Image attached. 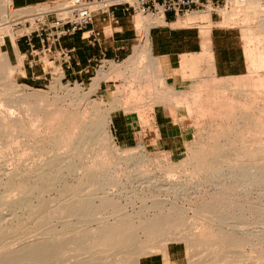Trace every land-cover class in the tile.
I'll list each match as a JSON object with an SVG mask.
<instances>
[{
  "label": "rangeland",
  "instance_id": "rangeland-1",
  "mask_svg": "<svg viewBox=\"0 0 264 264\" xmlns=\"http://www.w3.org/2000/svg\"><path fill=\"white\" fill-rule=\"evenodd\" d=\"M139 17L136 18L137 21ZM215 17L219 19L216 26L225 27L236 32L242 39L245 53H249L248 56L246 55L248 71L243 77L217 78L211 74L212 70L207 61L195 60L187 73L184 74L180 69L183 81L179 86L175 87L171 81L162 75L161 69L154 76L151 74L144 76L143 74L146 73L149 67L148 64L141 63L142 67L139 72V69L137 71L134 65L132 66L128 63L125 64V61H120L116 63L110 62L101 68H99L98 63L93 64L87 74L91 78H94L93 82L89 81L82 84L81 81L75 82L70 78L61 82L58 72L62 70L56 68L53 71L52 78H49L47 81L41 80L29 83L18 78V66L14 67V71L16 70L17 72H14L13 78L15 85L19 86L18 91L21 95L40 94L42 100H40L41 98H31L28 101L21 100L24 105H12L10 111L13 117L24 121L11 129L12 142L9 145H7V140L4 136L0 137V166L3 169L5 168V173L3 172L4 181L7 182L11 177L12 182H15L12 190L6 192V189L3 188L6 201L14 202L23 198L28 193L29 186H33L36 183L35 170L41 163H45L47 159L54 155L74 162L72 164H76V170L73 168L74 172L65 171L63 181L59 184V187L45 193L46 200L57 203L56 199L58 195L66 193V191L68 192V189L65 188L72 186L78 187L76 191L79 190L81 193L75 190L74 192L80 195L90 193L91 187L88 188V184L79 185L76 180L84 175L93 176L94 170L91 169L89 173H85L84 168L86 165L95 168L96 164L102 161L101 165L106 164V169L112 168V171L117 170V176L123 180L119 182L118 191L115 190L116 188L111 190V192L114 190L115 197L112 196L110 200H105L102 204L105 206L113 204L116 205L117 209H124L122 214L133 218L138 234H132L131 239L127 240L128 244H124L122 247L123 249L119 246L120 252L117 251L114 254L104 255L100 254V251L103 249L92 250L90 252L92 264H103L108 259L116 260L120 257L136 255L139 249L144 246L151 248L149 249L151 250L150 254L148 253L145 257L160 253L164 254L160 249L164 244H166V250L168 244L183 245L187 255L186 264H189L190 257L195 254H199L201 258L208 255L206 248L209 246L219 255L220 264H225L229 260L230 262L233 261V264H237L235 262L237 260L235 259H242V255H240L242 253L248 256L243 258V261L241 260L238 264H264V185L261 182L255 183L252 181L253 183L251 182L250 184L251 194L244 196L242 189L245 188L243 185L246 178L244 175L245 171L243 170L245 166L240 165L239 169L235 171L236 180L233 182L232 180L229 181L230 179L222 178L225 173H230V164L218 161L222 155H224L223 158L227 156L226 161H228V158L233 157L230 154L233 149L237 150L240 147L246 146L253 151V156L255 155V157L259 158L255 161L256 158L254 157L255 162L248 160L250 158L247 156L239 158L242 159V162L239 160V163H242V165L246 162V164H249L250 173H252L251 179L254 174H259L263 171L262 168L264 169V112L261 111L264 108V97L259 98L257 104L249 110L251 114H247L242 109L243 107H241L251 102L250 96L256 95L254 93L256 91L253 92L254 89L248 87H252L254 81L257 79H264L263 69H258V71H256L257 69H251V59L249 56L253 50L258 54V44L264 42V40L258 42L259 40L255 38L257 42L254 41L253 45V39L248 35L250 34V30L253 32H264V19L258 18L254 21L240 22L241 24L239 25L220 26L222 18L217 15ZM186 18L188 16L182 19ZM194 26L199 27L201 31L206 28L210 31L213 24L209 20L208 24L199 23L188 27ZM140 32L142 36V30ZM246 39H248V42ZM249 46L253 48L256 46L257 48L253 49L251 47V49ZM263 47L264 45L261 48ZM249 48L250 50H248ZM261 48L259 49L262 50ZM262 51H264V48ZM140 52L142 51L140 50ZM2 56L0 54V66L6 68L7 56L5 57L6 60H3ZM203 63H207L208 67H201ZM251 71L256 72H252L253 74H251ZM123 74L126 75V79H123ZM98 77H104V81H111L108 85H111L110 89L111 93H114V97L110 95L107 97L103 96L101 91H98L100 85L96 89L93 88V83ZM57 81H60L58 85L55 84ZM237 81H240L239 83L242 85L245 84L244 87H240L242 85L236 86ZM91 82L92 85H90ZM226 84L231 85V90L219 88L221 85ZM248 84L250 85L248 86ZM170 89L173 92L181 94L177 97L166 95L165 92H168ZM236 89L245 91V96H242V99L240 98L241 96L238 97L239 94L236 93ZM8 96H10L8 98L12 99L16 95L13 93V95L10 94ZM165 97H169V99L170 97L176 98L169 100L165 99ZM1 98L3 96L1 97L0 95ZM160 103L184 109L192 121L191 141L188 143L187 150L178 157H171L163 151L142 146L130 147L138 150V153L141 154V156L137 157L147 160L143 171L150 178L154 179L150 184H143L141 180L132 179L133 177L129 178L131 175L128 173L127 166L116 165L121 161L116 152H114L113 146L115 144L118 147L120 146L116 143L113 134L111 116L114 111L125 109L126 111H141V117L143 118L148 115L145 113V111H148L147 109L150 110L154 104ZM145 105L148 106L147 109L144 108ZM232 107L236 110L232 111ZM76 109H78L77 112L79 111V113L76 112ZM75 113H77V116H72ZM0 115V117L3 116V119L0 118V121L3 122L0 123L2 125L6 124L5 122L10 118L9 114L0 112ZM257 118L263 120V124L261 123L262 125L260 124L258 127L255 126V122H249ZM243 120H247L246 125L243 123ZM1 124L0 126H2ZM106 126L109 133L106 139L101 140L95 147H89V138L93 135L94 131L106 128ZM5 129L2 131L4 132ZM5 132H8V130ZM82 136H85L87 140L84 138L82 142ZM83 143H86L87 146L83 145ZM213 159L218 165H221L220 163L226 164L222 165L223 167L216 164L208 167V162L213 161ZM204 161L207 162V165L203 166L202 164L206 163ZM197 165L200 167L198 168ZM103 168L102 166L100 170ZM221 168L223 171H221ZM171 171L174 174H171ZM193 171L197 172L198 176L192 175L191 172ZM220 175L222 176L220 177ZM218 178L221 181L220 179L218 181L215 180ZM222 181L227 186L223 187L219 185L222 188L218 186L216 188L215 183H222ZM236 182L237 187H233L232 189L231 185ZM174 186H177L178 189ZM168 188H173L172 191H176L177 189L178 192H182V190L184 192L176 193V191L172 193L171 189L169 190ZM121 189L124 191H121ZM219 189L224 190L220 191ZM125 190L127 191L125 192ZM38 192L40 191L36 193ZM69 192H71L70 194H74L73 191ZM238 192H241L243 196L240 199L239 197L234 198L236 196L234 194H238ZM38 204L40 203L35 201V205ZM69 204L70 202L66 204L67 207ZM164 204L166 206L165 211L159 209ZM173 204H178L181 208L175 211L174 218L170 221H162L158 225L146 223L145 225H140L139 218L144 221V215L146 214L152 217L154 215H161L162 212L169 214V209L173 208ZM54 205L55 203H53ZM84 208L87 209L88 207L83 206L79 208L78 213L81 214ZM116 210H110V214L115 213ZM4 217L3 227L5 232L0 236V261H6V254H12L17 249L25 247L30 242H34L40 238L57 237L58 235L67 234L68 236H65L64 239H67L66 237H73L72 235H77L76 237L83 239L88 237L86 236L88 232L91 233L92 230L100 226L97 222L89 226L81 225L77 217L67 219L58 217L52 219V225L41 227L36 223L40 219L30 218L29 210L26 208L15 209L14 206L4 210ZM111 217H109L110 220L108 218V221H113L114 218ZM182 221H189L194 226L195 233L203 235L204 238H201V235L196 236L201 239L197 238L195 240L196 243L193 242L192 244L181 239V236H177L178 239L173 241L169 240V238L175 236L174 231H177V234L182 231L183 227L179 225ZM114 228L119 231L125 229L123 225H117ZM247 229L249 231H242ZM127 231L130 232L132 230L126 227L121 232ZM205 237L209 238L205 240ZM208 240L210 242L209 246L206 244L204 245L206 248L201 246L204 242L208 243ZM197 241H199V245ZM200 241H203L202 244ZM78 245V243H75L70 246L73 251L68 253L66 264L90 258L89 252L84 253L76 250ZM247 248L250 253L243 252ZM164 256L166 259L167 256ZM233 257L235 259H231ZM205 259L206 257L202 260ZM31 262L29 260V262H24V264H31ZM38 262H32V264H42L45 261L42 259L38 260ZM166 263L168 264L167 260ZM228 264L231 263L228 262Z\"/></svg>",
  "mask_w": 264,
  "mask_h": 264
},
{
  "label": "bare ground",
  "instance_id": "bare-ground-1",
  "mask_svg": "<svg viewBox=\"0 0 264 264\" xmlns=\"http://www.w3.org/2000/svg\"><path fill=\"white\" fill-rule=\"evenodd\" d=\"M11 6H12L11 0H0V12L1 13H6L8 8ZM211 12H212V10L208 9L205 12H197V13L189 14L188 18H186L185 20H181L178 24L175 25V27H188V26H191L194 24H199V23L208 24V21L211 20ZM219 13L222 16V20L220 21V26L239 25V24H241L240 22L254 21L255 19H258V18L264 19V7L262 5H260L258 0H250V3L244 8L225 9V10L219 11ZM139 16L140 17L138 18V26L144 32V38L141 41L140 47L136 50L135 55L130 57L129 59H127L125 61V64L128 63L129 65H132V66L134 65L137 71L139 69V72H140V69L142 67L141 63L148 64L149 67H148L146 73H144L143 75L146 76L147 74H151L152 76H154L156 74V68H155V60L153 59V57L151 55V51H150V35H149L150 31L149 30H150V28H152L154 26L163 25L164 19H163V17H159V16H154V17H148V16L145 17L143 15H139ZM249 30H246V31H249ZM250 31H249L250 34H248V35L251 37V39H253V45L255 42H257V40L255 38H257L259 40L258 42H260V40H262V41L264 40V32H253V31L250 32ZM202 39H203V44H204V49H205L204 50L205 51L204 58L205 59L207 58L206 60L210 64L211 59H210V53L208 51L210 31L208 28H206L205 30L202 31ZM248 39H250V38H248ZM248 39H246L247 42H248ZM262 43H264V42H262ZM262 43H259V44L262 45ZM259 44H258L259 48H261L264 45L263 44L261 46ZM250 48L248 50H250ZM254 48H257V47L254 46ZM259 48H257V50H259V51H257L255 49L258 52V54H256L253 50V51H251V54L249 55L250 59H251V65L250 64L249 65H250L251 69L252 68L254 70L257 69L256 71H258V69L264 70V51H262L264 47L261 48L262 50H260ZM140 50L142 52H140ZM261 51H262V53H261ZM248 54H246V55L248 56ZM22 58L23 57L19 56L18 74L23 75L24 71L21 69L22 65H23ZM6 59H7V67L2 68L0 66V95H1V97L3 96V98L0 99V112H2L3 114L8 113L10 118L7 120V122H5L6 124L3 123L4 125L1 124L3 121L2 122L0 121L1 122L0 124L2 125V126H0V128L1 127L7 128V129H5V128L0 129V137L4 136L7 140L6 141L7 145H9L12 142V140H11V129H13L14 126H16L18 123L24 121V120L17 119L15 117H13V114L10 111L12 109V105H14V104L15 105L16 104L24 105L21 100L28 101L31 98H37V99L41 98L40 100H42V96L40 94L21 95V93L18 91L19 86L15 85L14 78H13V76H14L13 74L16 70L14 71V67H12L10 65V60L8 59V55H7ZM193 63H194L193 58H188L186 56L183 57L182 63H181V71L184 74L187 73L188 69H190V67L193 66L192 65ZM256 71H251V74H253L252 72H256ZM58 76L61 77V82H62V79L64 77V73L62 71H60V72H58ZM123 79H126L125 74H123ZM261 79L262 78H259L256 81H254V84L252 85V87L249 86L250 84H248V86H249L248 88L254 89L253 92L256 91V92H254L256 95L250 96V100H251L250 103H247V104H244L241 106V107H243L242 109H244V111L247 114H251V113H249V110L252 109L257 104V101L259 98L264 97V79H262V80ZM104 80H105L104 77L96 78L94 83H93V88L96 89L100 85V83ZM258 80H260V81H258ZM59 82L57 81L55 84L58 85ZM237 82L238 83L235 84L236 86L242 85L239 83L240 81H237ZM251 82L253 83V81H251ZM244 85L245 84H243L240 87H244ZM246 86H247V84H246ZM219 88L222 90H231V85L230 84L221 85ZM244 92L245 91L236 89V93L239 94L238 97L241 96L240 97L241 99H242V96H245ZM13 93L16 95L15 98H12V99L8 98V97H10L8 95H10V94L13 95ZM165 94L169 95V96H173V97L176 96L177 97L181 93L178 94L176 92H173L170 89L168 92L166 91ZM173 97H170V99H169V97H167V98L165 97V99L172 100L171 98H173ZM175 98H173V99H175ZM162 99H164V98H162ZM77 110L78 109H76V112H77ZM234 110H236V109L234 107H232V111H234ZM261 111L264 112V108H262ZM77 113H79V111ZM77 113H75V115H72V116H77L76 115ZM0 118L3 119V116ZM243 118H244V116H243ZM244 119H246V118H244ZM243 121H244L243 123L246 125L247 120H243ZM249 122L250 123L255 122L256 127H258V125H260L261 123L263 124V120L261 118H257L254 121L251 120ZM3 129H5V131L8 130V132H5V131L3 132L2 131ZM108 135H109V133H108V129L106 126V128H101L99 130H95L93 135L89 138L90 141L88 140L89 143L87 141L86 142L90 145L89 147H95L97 144L100 143L101 140L106 139V137ZM84 138H85V136H82V138H81L82 142H83ZM78 145L80 146L79 143H78ZM83 145L87 146L86 143L85 144L83 143ZM113 148H114V152H116V154L118 155V157L120 158V161H121V162L119 161L120 163L117 162L118 164H116V163L115 164L127 166L128 173H130L129 175H131V177L128 176L129 178L133 177L132 179L141 180V182L143 184H146V183L150 184L153 182L154 179L150 178V176L146 172L143 171V168H144L147 160L144 158L140 159L139 157H137L139 155L141 156V154L138 153V150L130 148V147L122 149V148L118 147L116 144L113 146ZM220 151H222V150H220ZM252 152L253 151L251 149L247 148L246 146H243V147L238 148L237 150L233 149L232 152H230V154H232L233 157L230 159L228 158V161H226L227 156L224 157L226 159L223 158L224 155L221 156L222 160L221 159L218 160L220 162H228L230 164V166H229L230 167V169H229L230 173H227V174L225 173L222 178H225L227 180L230 179L229 181L232 180L233 182L236 180L235 171H237L239 169L240 165L245 166V169H243L245 171L244 175L246 176V178L243 182V185L245 186V188L242 189V193L244 194V196H248L251 194L250 184L252 181H254L255 183L261 182L264 185V169L263 168H262L263 171H261V173H259V174L257 173V174L253 175V177H252L253 180H252L251 179L252 173H250L249 164H246L247 162L244 163L243 165H242V163H239L240 162L239 160H241V162H242V159H239V158H242V157L244 158L245 156L249 157L250 159H248V160H250V161H253V162L257 161V159H259V158L255 157V155L253 156ZM252 157H253V159L251 160ZM202 159H204V158L202 157ZM254 159H255V161H254ZM229 160H231L232 162ZM70 161L71 160H69V161H68V159L64 160L60 156L54 155V156H51L49 159H47V161L45 163H41V165L35 170V173H34V176H36V179L34 178L36 183L33 186L32 185L29 186L28 193H26L23 196V198H21L17 201H14V202L6 201V195H5V192H3V188L6 189V192L9 190H12L14 188L15 182L14 181L12 182L11 177L9 178V180H7V182L4 181L3 172L5 173V170H4L5 168L3 169V167L0 166V236L5 232V229L3 227V225H4L3 220H5L4 210L7 208H11L13 206L15 209L26 208L27 210H29L30 218L32 217L35 219H40V220L36 221V223L38 225H40L41 227L42 226L46 227L48 225H52V223H53L52 219L53 218L59 217V218L67 219V218H71V217H77V219L81 225H88L89 226V225L97 222L98 224H100V226H98L99 228H97V229L95 228V230H92L91 233L88 232V234H86V236H88V237L87 238L85 237L86 239L85 238H83V239L78 238V237H76L77 235L76 236L72 235L73 237H70V238L66 237L67 239H64L65 236H68L67 234L58 235V236L56 235L57 237L40 238L38 240H35L34 242H30L25 247L17 249L12 254L11 253L6 254L5 255L7 257L6 261H0V264H24V262H27V261L29 262V260H30V262L31 261L32 262H36V261L38 262V260H42V259L45 261L42 264H66V262L68 261L67 260L68 253L70 251H73V249L70 246L72 244H75V243L79 244L78 247L76 248V250L84 252V253L89 252L88 253L89 256H90V252L92 250H95V249H100V250L103 249L104 251L101 250L100 254L110 255V254H114L117 251L120 252L121 249H123L122 247L124 246V244H128L127 240L131 239L132 234H135V233L138 234V230L135 227L136 223L134 222L133 218L131 216H126V215L122 214V211H124V209L123 210L120 208L117 209L116 205H113V204H110L107 206L102 204L103 201L110 200V198H112V196L115 197L114 192H113L114 190L112 191L113 193L111 192V190L115 189V188H116L115 190H117L119 187V182L123 181L121 178H119V176H117V170L112 171V168L106 169L105 168L106 164L101 165L102 161H101V163L99 161V163L96 164L95 168H93V167L91 168L88 165H86V167L84 168L85 173H89L91 171V169L94 170L95 173H93L94 174L93 176H91V175L85 176L84 175L80 178H77V180L75 179L76 181H78L79 185L80 184H82V185L88 184V188L91 187L90 193H87L85 195H80L79 193H81V192H79V190L76 191L78 187L76 188V186L75 187L72 186V187L65 188V189H68V192L66 191V193H60L58 195V197L56 199L57 203L54 201L46 200L45 193L49 190L56 189L59 187V184H61V182L63 181L62 179H63L64 172L65 171H68V172L73 171L74 172V169L76 168V164H72L74 162H70ZM195 161H196V159H195ZM206 161H204V162H206ZM248 163H249V161H248ZM205 164L207 165V162L203 163L202 165L204 166ZM213 164H216L214 162V159H213V161L208 162V167L212 166ZM220 164L221 165H218V164H216V165L223 167L222 165H224L226 163H223V164L220 163ZM74 165H75V167H74ZM102 166L104 168L102 170H100V168ZM199 167L200 166H198V168ZM226 168H228V167H226ZM218 169H220V168H218ZM218 171H220V170H218ZM221 171H223L222 168H221ZM244 171H242V172H244ZM172 173L173 172L171 171V174ZM191 173H192V175L198 176L197 172L193 171ZM15 175H16V172H15ZM221 176L222 175H220V177ZM215 178H217V177H215ZM219 179L220 178L215 179V180L218 181ZM215 180H213V181L215 182ZM220 181H221V179H220ZM127 182H129V181H127ZM216 183H215L216 186L214 185L216 188H217V186L218 187L227 186L226 183L223 181H222V183L221 182H216ZM68 186H70V185H68ZM130 186H132V185L130 184ZM231 186H232V189H233V187L236 188L237 182L235 184H232ZM231 186H230V188H231ZM175 188H177V186ZM179 188L181 189V187H179ZM220 188H222V187H220ZM170 189L172 191L173 188H170ZM177 189H176V191H177ZM180 189H179V191H180ZM74 190L76 192H79V193H75ZM222 190H224V189H222ZM222 190H220V191H222ZM37 191H40V192L36 193ZM69 191H73L74 194H70L71 192H69ZM121 191H124V190L121 189ZM126 191L127 190H125V192ZM176 191L174 190V191H172V193L176 192ZM225 191H223V192H225ZM130 192L132 193V191H130ZM182 192H184V191L182 190ZM182 192L177 191L176 193H182ZM117 193H119V192H117ZM132 194H134V193H132ZM169 194H171V193H169ZM229 196H231V195H229ZM234 196H235L234 198L239 197V199L243 197L241 192H238V194H234ZM35 201H38V203H40V204H38L39 206L35 205ZM69 202H70V204L67 207L66 204ZM53 203H55L54 206H53ZM98 203H101V204H98ZM83 206L88 207V208L87 209L84 208V210L81 211L82 213L79 214L78 210H79V208H82ZM180 208H181V206H179L178 204H173V208L169 209V211H170L169 214H166V213L164 214V212H162L161 215H158V216L154 215L153 217L150 216L149 214H146V215H144L145 216L144 221H142L139 218L140 225H145V223L150 224V225H155V224L158 225V224L162 223V221H170L172 218H174L173 215H174L175 211L179 210ZM159 209L165 211V209H166L165 204L160 206ZM110 210L111 211L116 210V211H115V213L110 214ZM25 213H27V212H25ZM116 214H117V216H116ZM111 216L114 218L113 221H108V218ZM109 220H110V218H109ZM117 225H123L125 227V229L127 227V229H130L132 231L121 232L125 229H122L121 231H119V230L114 228ZM179 225H181V227H183L182 231L179 234H177L178 233L177 231H174L175 236H172L171 238H169V240L173 241L175 239H178L177 236H181L182 237L181 239L192 244L193 242H195V240H197L198 237H196V236L201 235V234L198 235V233H195L194 226L189 221L188 222L182 221V222H180ZM242 231L245 232V231H249V230L247 229V230H242ZM194 234H195V236H194ZM202 236L203 235H201V238H204V236L203 237ZM201 238H198V239H201ZM207 238H209V237H205V240ZM202 240L204 241V239H202ZM197 242H198L197 244L199 245L200 244L199 241H197ZM202 242H201V244H202ZM207 242L208 243L204 242V244H202L201 246H204L205 244L209 246V243H210L209 240ZM197 244H195V245H197ZM222 245H224V244L222 243ZM119 246H121L120 247L121 249L119 248ZM149 249H151V248L144 246L143 248L139 249V251L137 252L136 255H131L129 257H123V258L120 257V258H117L116 260H114V259L109 260L108 259L103 264H140V260L143 257H145L146 255H148V253L150 254L151 250H149ZM160 249L162 250L164 255L167 256L166 244L162 245L160 247ZM206 249H207L208 255H205L203 258H201V257H199V254H195V255L190 257L189 264H204V263L220 264L219 263L220 259L218 258L219 255L215 251L212 250V247L209 246ZM148 250H149V252H148ZM243 252L250 253L248 248H247V250H244ZM240 255H242L241 256L242 259L246 258L248 256V255L246 256L245 253L244 254L242 253ZM205 257H206V259L202 260ZM231 259H235V257H233ZM242 259L237 258V259H235L237 261H235V260L234 261L237 262V264H238V262H240ZM32 262H31V264H32ZM228 262L231 264L234 263L233 261L230 262V260ZM228 262H226V263L228 264ZM33 264H36V263H33ZM70 264H92L91 263V256L88 260L87 259H85V260L80 259V261L78 260V261H76L74 263H70Z\"/></svg>",
  "mask_w": 264,
  "mask_h": 264
},
{
  "label": "crops",
  "instance_id": "crops-1",
  "mask_svg": "<svg viewBox=\"0 0 264 264\" xmlns=\"http://www.w3.org/2000/svg\"><path fill=\"white\" fill-rule=\"evenodd\" d=\"M14 7H22L36 3H51L55 0H11ZM197 13V12H194ZM193 14V13H192ZM141 15V14H139ZM122 8L116 9L112 15L99 14L92 26L99 33L96 42L90 43L82 33L62 41V46L74 50L71 66L63 67L64 79L70 78L75 82H89L94 78L89 75V68L98 63L99 68L110 62L126 61L135 55L144 38V32L138 26L137 17ZM144 16V15H143ZM154 17L145 15V17ZM188 15H176L169 12L163 16L161 26L150 28V51L155 60L156 72L161 69L163 76L171 81L175 87L179 86L183 77L180 72L183 57L193 60L207 61L204 58L205 49L202 31L199 27H175ZM211 13L212 30L208 51L210 53V67L212 75L220 79L243 77L248 71L247 57L241 37L231 29L218 27V17ZM136 48V50H135ZM28 48L24 40L16 41L12 45L9 41L0 47L3 60L8 55L12 67L19 66V56L27 53ZM5 62V61H4ZM208 62V61H207ZM201 67H208L203 63ZM24 74L18 78L25 82L41 81L42 67L36 65L33 69L23 60L21 68ZM96 71V70H95ZM36 73L41 79L32 78ZM92 82L90 85H92ZM102 81L98 91L103 96H113L108 83ZM112 94V95H111ZM147 105L144 108L147 109ZM148 115L141 117V111H126L118 109L112 113V129L116 143L122 148L142 146L149 149L163 151L171 157L181 156L191 141L192 121L181 107L166 104H154ZM186 264V249L181 244L167 245V258L164 254L143 257L140 264Z\"/></svg>",
  "mask_w": 264,
  "mask_h": 264
},
{
  "label": "built area",
  "instance_id": "built-area-1",
  "mask_svg": "<svg viewBox=\"0 0 264 264\" xmlns=\"http://www.w3.org/2000/svg\"><path fill=\"white\" fill-rule=\"evenodd\" d=\"M258 1L264 7V0ZM249 3L250 0H55L22 7L12 5L6 13L0 12V47L8 41L15 45L24 40L28 51L20 57L31 69L41 65L42 79L36 73L32 78L47 81L54 69L64 73L63 67L69 68L73 62L74 50L62 46L64 39L82 33L90 43L96 42L99 33L92 26L99 14L112 15L122 8L135 15L163 17L169 12L188 15L211 9L212 14L222 18L219 11L244 8Z\"/></svg>",
  "mask_w": 264,
  "mask_h": 264
}]
</instances>
